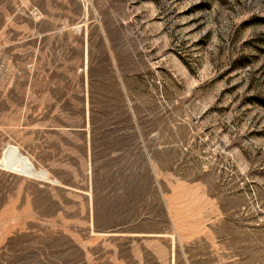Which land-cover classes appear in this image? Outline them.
<instances>
[{
    "label": "rangeland",
    "instance_id": "rangeland-1",
    "mask_svg": "<svg viewBox=\"0 0 264 264\" xmlns=\"http://www.w3.org/2000/svg\"><path fill=\"white\" fill-rule=\"evenodd\" d=\"M0 264H264V0H0Z\"/></svg>",
    "mask_w": 264,
    "mask_h": 264
}]
</instances>
